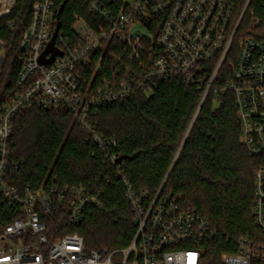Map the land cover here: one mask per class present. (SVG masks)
Segmentation results:
<instances>
[{
    "label": "trees",
    "instance_id": "obj_1",
    "mask_svg": "<svg viewBox=\"0 0 264 264\" xmlns=\"http://www.w3.org/2000/svg\"><path fill=\"white\" fill-rule=\"evenodd\" d=\"M37 0H18L12 15L0 20V41L5 63L0 71V112L25 90L19 84L20 41L29 27ZM240 18L248 0H228ZM61 32L74 38V16L99 24L80 0H56ZM264 20V0H251L236 35L249 29L251 13ZM16 20L14 25H10ZM247 28V29H246ZM159 25H135L102 43L83 69L92 87L135 82L158 55L155 45ZM233 56V54H232ZM231 57V56H230ZM228 58L214 86L203 100L205 87L188 86L178 79L160 80L149 94H137L104 106L90 124L105 140L115 139L112 150L123 159L125 179L133 190L150 196L163 187L184 210H194L209 220L215 233L205 242L204 264H222L224 253L233 254L241 238L259 236L254 223V174L264 167V154L250 157L240 142V122L231 91L216 89L232 78ZM98 65V68H96ZM7 180L24 191L43 187L82 186L97 200L83 210V221H69L73 197H54L56 211L42 214L50 240L78 233L91 250L127 248L136 234L126 188L115 176V165L105 163L100 146L68 110L23 109L13 119ZM16 164L17 169L13 167ZM16 216L0 195V235Z\"/></svg>",
    "mask_w": 264,
    "mask_h": 264
},
{
    "label": "built area",
    "instance_id": "obj_2",
    "mask_svg": "<svg viewBox=\"0 0 264 264\" xmlns=\"http://www.w3.org/2000/svg\"><path fill=\"white\" fill-rule=\"evenodd\" d=\"M99 24H89L74 16L73 39L59 31L56 47L62 53L51 64L41 58L54 36L58 18L56 0H37L29 27L20 41L17 93L0 112V195L16 216L0 235V264H204L203 244L215 233L208 219L194 210H184L179 202L163 195V187L150 196L137 194L125 179L123 161L112 150L116 140H105L90 124L101 108L139 93L149 94L160 80L178 79L188 86L205 87L203 100L214 86L227 59L232 78L216 89L217 98L231 91L240 122V142L250 157L264 154V20L251 13L249 30L235 44L243 16L234 22V6L228 0H80ZM18 0H0V20L9 18ZM12 20L10 25H14ZM159 25L155 45L158 55L153 65L135 82L106 84L93 88L83 69L108 41L135 25ZM4 44L0 41V52ZM233 54V56H232ZM48 55L47 58H50ZM98 68V65L97 67ZM68 110L92 140L105 163L115 165V176L126 188L136 234L125 249L91 250L78 233L50 240L42 214L54 215V197H73L69 221L79 225L83 210L97 200L82 186L43 187L19 190L7 180L13 119L25 108ZM18 168L16 164L13 165ZM254 223L259 236L241 238L233 254L224 253L222 264H264V167L254 174Z\"/></svg>",
    "mask_w": 264,
    "mask_h": 264
},
{
    "label": "water",
    "instance_id": "obj_3",
    "mask_svg": "<svg viewBox=\"0 0 264 264\" xmlns=\"http://www.w3.org/2000/svg\"><path fill=\"white\" fill-rule=\"evenodd\" d=\"M65 4H66V2L61 6L60 11L58 13V16H57V18H58V24H57V27H56L54 36L52 38V41L49 44V46L46 49V51L44 52V54L42 55L41 63L44 64V65L51 64V63H53L55 61V59H56L57 56H62V53L56 47V39H57V36L59 34V31L61 30V27H62V24L60 22V15H61V13L64 10ZM48 55H51V57L50 58H47ZM122 161H123V159L121 158V159H119L118 163H121Z\"/></svg>",
    "mask_w": 264,
    "mask_h": 264
},
{
    "label": "rangeland",
    "instance_id": "obj_4",
    "mask_svg": "<svg viewBox=\"0 0 264 264\" xmlns=\"http://www.w3.org/2000/svg\"><path fill=\"white\" fill-rule=\"evenodd\" d=\"M128 2H131L132 0H127ZM250 25V24H249ZM247 29V28H246ZM249 29L247 30H244L240 33L241 36H239V40H238V43H240V41L243 40V38L245 37V32H247ZM5 55H4V51H1L0 52V71H1V68L4 66V63H5Z\"/></svg>",
    "mask_w": 264,
    "mask_h": 264
}]
</instances>
